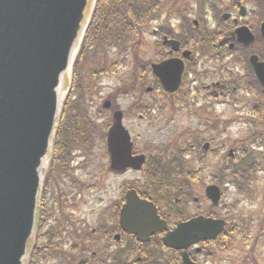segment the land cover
I'll use <instances>...</instances> for the list:
<instances>
[{
	"label": "flooded vegetation",
	"instance_id": "af4514ba",
	"mask_svg": "<svg viewBox=\"0 0 264 264\" xmlns=\"http://www.w3.org/2000/svg\"><path fill=\"white\" fill-rule=\"evenodd\" d=\"M139 1L97 0L83 49L88 62L87 73L118 74L123 68L120 57L127 58L130 64L128 74L137 72L140 66L136 61L137 54L142 53L143 49L136 48V37L143 31V35L149 39L148 53L154 55L147 65L148 85L151 83L148 86L152 102L150 114L160 111L153 108L156 104L164 103L162 108L169 113L181 111L185 117L199 115V120L206 123V130L219 133L217 107L226 101L239 104L242 113H245L241 122L251 128H260L252 129L248 138L260 150L258 156L264 164V90L251 64L253 58L257 59V63L264 64V38L261 33L264 23L263 0H224L226 5L221 0ZM105 50L111 55L110 61H105ZM165 61L182 63L183 66L180 87L173 94L164 93L152 74V66ZM120 86L103 101L109 103L108 108H103L102 103L94 109V118L101 121L99 126L104 136L93 133L90 139L85 135V130L92 124L79 107L77 99L71 102V108L64 111V121L58 123L60 132L53 145L51 163L38 205L37 238L30 245V251H35L36 257L32 264L182 262L184 252L164 247L162 239L180 222L202 216L201 201L193 189V186H199L194 184L199 177L193 182L196 174L193 170L186 171V167L192 169L189 163L181 164L175 158L164 163L158 158L149 157L150 162L141 171L127 170L123 174H140L141 180L128 183L126 187H131L129 189L134 190L140 199L152 203L159 218L166 223V231L149 236L147 241L138 239L122 227L123 184H118L116 196L101 200L97 207L90 208L91 191L103 188L99 179L90 184L93 177L90 170H97L100 176H123L107 171L109 163L107 165L105 141L113 114L121 110L118 103L122 93ZM155 96H159L160 100L153 98ZM131 140L133 152L137 154L133 138ZM94 143H99L94 153L100 162L87 166L83 153L93 148ZM233 145L238 151L239 144L233 142ZM77 159L80 161L77 162ZM251 159L254 165L253 154ZM221 164L225 169L234 165L226 161ZM219 165L217 162L213 167L216 183H219ZM166 170L168 173L164 172ZM158 171L167 177L170 187L166 188L159 181ZM185 207H188L186 213L183 212ZM200 246L201 243L188 248L187 254L192 262L197 263Z\"/></svg>",
	"mask_w": 264,
	"mask_h": 264
},
{
	"label": "water",
	"instance_id": "95a60500",
	"mask_svg": "<svg viewBox=\"0 0 264 264\" xmlns=\"http://www.w3.org/2000/svg\"><path fill=\"white\" fill-rule=\"evenodd\" d=\"M89 1L0 0V264H23L26 258L65 78L85 29ZM261 33L264 38V23ZM251 64L264 90V64L256 58ZM152 70L166 92L178 89L181 63L168 61ZM121 120V113H115L107 133L110 170H139L144 157H132ZM205 195L218 204V187H206ZM121 220L124 229L143 240L164 228L155 208L134 192L126 194ZM223 230L224 221L199 217L178 225L163 243L187 250ZM182 260L193 264L187 255Z\"/></svg>",
	"mask_w": 264,
	"mask_h": 264
},
{
	"label": "rangeland",
	"instance_id": "374dc122",
	"mask_svg": "<svg viewBox=\"0 0 264 264\" xmlns=\"http://www.w3.org/2000/svg\"><path fill=\"white\" fill-rule=\"evenodd\" d=\"M221 1L226 5V2L224 0ZM142 2L145 1L142 0ZM148 42L149 39H147L143 35L142 31L137 37L136 46L138 50L143 49L142 53L137 54L139 64H144L146 61H151L154 59V55L148 53ZM109 49L110 48H108V50ZM108 50H105L107 61L112 59L111 55L107 54ZM112 51H114V49ZM122 59L124 60V57ZM120 66H122L123 68L120 69L119 74H104L99 79H97L94 88L90 90V93L92 94H89L88 97L85 98L92 100V103H90L89 105H85L84 108V110L86 111L87 120H90L93 123V125H90V127H88V130L90 132L85 130V135L87 137L90 136L91 130H94L96 134H104L103 132H101L102 127L99 126L101 121H99L97 118H94V109L98 108L99 104H102L104 100L108 99L110 93H112V91L115 90V88L119 84L121 85L123 82H128V79L133 77L128 74L130 68L129 62H124L120 64ZM79 67L80 68L78 71V76L80 74V71L85 69V59L82 58L80 60ZM73 68L74 64L72 66V69ZM71 75L72 73L70 71V73L67 75V79L64 85V88L66 87V93L72 82ZM137 76H142L143 79H141L140 82L136 83V87H139L141 82L143 83L144 89L148 88V86H151V83L150 85H148V76L146 75V73L145 75H143L141 72H138ZM91 80L93 79L88 77V73L86 71L81 77V79H79V85L82 89L81 92L86 90L87 84H89ZM72 87L74 89V93H76L75 86ZM95 94L98 95L95 96ZM141 94L138 92V90H135L133 94H127L125 96L123 95L118 101L121 106V110L123 111V113H125L123 124L128 129L130 135L133 138V141L135 143V152L143 153L146 157L150 156V159L158 158L160 159L159 161H162L164 163H168L169 160L178 157V159L181 161V164H185L184 162H186L189 163V165L192 167V169L186 167V171L193 170V168L201 169L202 172L200 171L198 175L201 180L200 187L193 186V189L195 191L196 197H198L201 201L200 206L203 214L210 216H218L226 222L227 227H230L234 223H237L239 225L242 223L246 228H248V232L250 234L248 236V238L250 239L248 243V248H251L255 235L258 231H260V223L262 220H264L263 167H260L258 169L259 171L257 172L250 170L251 179L248 183L249 188L247 195H238L236 189L231 184H223L220 188L222 191V198L218 209L212 208L210 206L211 203L207 201L204 197V188L205 186L211 184V173L213 167L218 161H221V155L228 152L229 150L232 151L234 146L233 142L248 137V134L252 131V129L248 127L247 123L241 122V120H243L242 116L245 114L242 113V106L226 101L224 105L217 107L216 110L219 113L220 118L218 128L219 133H217L215 130H206V123L205 121L203 122V120H199V115H191V117H185L181 114V111H177V113L171 114L167 111V109L164 110L162 108L164 103L156 104V106L154 107L156 108V110L160 111H156L155 113L150 114L148 111L147 104H149V101L150 105L152 104L151 96L145 94L144 91ZM137 98L145 102L146 105L143 106V108H145V111L140 112V114H138L134 110L132 114V103H134ZM153 98L158 101L160 100L159 96H155ZM250 98L253 97L250 95ZM232 109H234V111ZM221 114L223 115L221 116ZM138 115H142L143 118H141L140 120ZM171 116L174 117V120H172ZM231 120L234 121L231 122ZM96 125H98L99 127ZM257 130H260V128L257 127ZM212 141L218 142L219 145L216 146ZM203 142H209L211 144V148L215 153L212 150H209L210 153L206 152L204 155L202 149L200 148ZM198 144H200V147H198ZM85 146L87 147L86 144ZM96 146L99 147V143H94L93 148H90V150L86 152L87 155H89L88 161H85L87 166H91L92 164L94 166L98 162H100L98 156H96L94 153L96 152ZM193 146H195V150L192 151ZM181 147L183 153L181 152ZM220 148L225 151L220 150ZM198 149L199 154L197 155ZM251 149L255 151H260L259 149L255 148ZM255 151L253 152L255 153ZM216 152L219 153L217 154ZM74 156H76L75 153ZM160 156L162 157V159L160 158ZM225 160L228 161L229 164L232 162L231 160L226 158ZM76 161L79 162L80 160L77 159ZM262 166H264V164H262ZM219 168H221V166ZM90 171L93 172V177H91L90 184L93 185V183L95 182L92 181H94L95 179H99L101 180L103 185V188L99 191H91L90 208L97 207L100 204L101 200L113 198L114 196H116L118 194V184H123L124 191L125 183H133L135 180H141L140 174H136V176L128 174L122 176L121 178H112L108 174H106L105 176H100L97 170ZM168 171L172 173L170 169ZM168 171L166 170L164 172L168 173ZM128 188H126V190ZM187 209L188 207L183 212L186 213ZM191 212L192 210L189 208V213ZM260 232H262V238L260 239L259 243L255 246L253 253L256 262L242 261L243 252L247 251V247L243 248V245L240 243L239 238L236 239L234 245L228 252L219 251V242H221V240H218L214 244H209L208 246L203 245L201 247V251L205 253L206 256H199L196 262L198 264H202L203 262H207L208 264H264V224L263 230ZM205 259L208 260L206 261Z\"/></svg>",
	"mask_w": 264,
	"mask_h": 264
},
{
	"label": "trees",
	"instance_id": "16d2710c",
	"mask_svg": "<svg viewBox=\"0 0 264 264\" xmlns=\"http://www.w3.org/2000/svg\"><path fill=\"white\" fill-rule=\"evenodd\" d=\"M132 88H134V86H132ZM126 89L127 87L124 86V90ZM138 111L144 112L145 108H143V106H139ZM224 172H227V170H224ZM249 173H250V170L244 169V168L238 169V170L237 169L232 170V175L236 178L235 186H236L238 193L248 194L247 181H248V175H250ZM263 224H264V220H262L260 223V231L263 230ZM260 231H258L257 234L255 235L251 248H248V243L250 241V239L248 238V236L250 235L248 232V228H246L242 223L240 225L237 223H234L230 227L226 226V230L224 234L218 239V240H221V242H219V249H220L219 251L228 252L234 245L236 239L239 238L240 243L243 245V248L247 247V251L243 252L242 261L243 262H256V259L253 256V253H254L255 246L259 243L260 239L262 238V232Z\"/></svg>",
	"mask_w": 264,
	"mask_h": 264
},
{
	"label": "bare ground",
	"instance_id": "6f19581e",
	"mask_svg": "<svg viewBox=\"0 0 264 264\" xmlns=\"http://www.w3.org/2000/svg\"><path fill=\"white\" fill-rule=\"evenodd\" d=\"M87 151H84V153H83V157H84V160L87 162L88 161V157H89V155H87V153H86ZM48 163V162H47ZM128 183H125V185H127ZM126 201V200H125ZM126 203V202H125ZM224 230H226V227L224 226ZM223 230V231H224ZM34 242V241H33Z\"/></svg>",
	"mask_w": 264,
	"mask_h": 264
}]
</instances>
